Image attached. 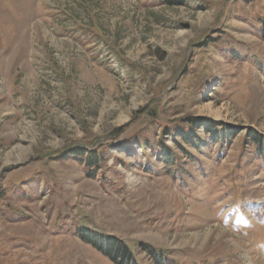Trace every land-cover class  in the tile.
I'll return each mask as SVG.
<instances>
[{
    "label": "rangeland",
    "instance_id": "374dc122",
    "mask_svg": "<svg viewBox=\"0 0 264 264\" xmlns=\"http://www.w3.org/2000/svg\"><path fill=\"white\" fill-rule=\"evenodd\" d=\"M194 118L232 134L218 163L212 138L199 151L165 135ZM254 134L264 0H0V264H115L82 231L139 264H154L143 243L173 264H264Z\"/></svg>",
    "mask_w": 264,
    "mask_h": 264
},
{
    "label": "trees",
    "instance_id": "16d2710c",
    "mask_svg": "<svg viewBox=\"0 0 264 264\" xmlns=\"http://www.w3.org/2000/svg\"><path fill=\"white\" fill-rule=\"evenodd\" d=\"M168 2H174L176 0H167ZM185 126L180 127L179 129H171L166 128L164 129L165 135H170L171 137L175 138V143L178 144L180 147L185 145H188L191 148L198 149L199 151L204 150L206 148L205 146H208L210 143L208 141V138H212L213 142L216 144H219V149L214 157L215 161L218 163L221 159V156L223 154L222 150L223 147L227 144V142L231 139V135L228 134V131L226 130V125L223 122H213L208 119H188L185 123ZM200 128L205 133H207V139L204 137L198 136V133H196V129ZM196 134V135H195ZM254 145V153L253 157L257 156L258 158L262 159L264 161V137L258 136V135H250L249 138ZM141 144L149 145L146 141L142 140ZM148 148H151L156 151V153L161 157L160 160L162 163H164L169 170H171L170 173L176 172L179 168L182 167V164L180 161L179 154L174 151L170 147H164L161 145H155V146H149ZM163 148V149H162ZM184 151H187V149H183ZM244 150V149H243ZM188 157V156H187ZM193 158V156L191 157ZM252 158V155H250V158L247 156H243L242 159H246L247 161H250ZM100 159L101 156L97 155L96 153L91 154L87 159V166L88 168H94L95 172L98 171V169H101L100 166ZM190 159V157L188 158ZM184 164L187 163V161L183 162ZM185 165H183V169ZM181 174L183 172H180ZM243 189H239V194L243 196L242 193ZM251 205V204H250ZM249 205V206H250ZM248 207H243L239 211L236 212V214H243L246 216V209ZM80 236L87 242L90 243L92 246H94L96 249L101 251L104 255L111 258V260L115 264H139L137 259V253L135 250H133L126 242L123 240H120L112 235L102 234V233H94V236L90 235L87 231H82L80 233ZM144 244V252L147 253L149 256H151V259L153 260L154 264H173L174 262L173 257H170L168 255V251L158 249L155 247H151L150 245Z\"/></svg>",
    "mask_w": 264,
    "mask_h": 264
}]
</instances>
